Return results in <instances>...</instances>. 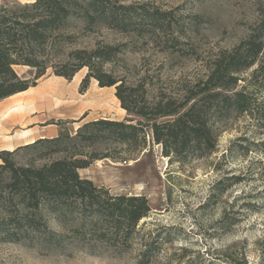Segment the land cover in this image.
<instances>
[{
    "label": "rangeland",
    "instance_id": "obj_1",
    "mask_svg": "<svg viewBox=\"0 0 264 264\" xmlns=\"http://www.w3.org/2000/svg\"><path fill=\"white\" fill-rule=\"evenodd\" d=\"M118 1L171 10L177 44L171 46L170 31L137 34L102 27L80 33L65 49L89 48L96 41L122 44L102 67L136 87L148 102L180 100L187 87L205 77L219 51L247 38L264 19V0ZM257 64L243 70L244 80L238 82L250 93L251 112L211 118L215 148L184 161L164 155L150 127H144L141 141L128 145L107 136L94 142L74 137L86 121L131 117L121 107L114 86L100 87L90 78L82 88L86 67L70 79L48 67L35 79L34 69L14 66L35 85L16 99L11 95L0 100V150L17 148L10 157L20 165L41 166L72 154L85 157L90 162L77 169L80 177L113 195H143L150 211L140 219L128 246L100 243L86 230L75 231L79 216L74 213L46 214L48 228L67 237L58 245H48L37 236L31 241H0V264H139L144 243L156 234L159 245L142 264H264V146L260 144L264 127L257 113L264 102V72L252 75ZM48 86L62 92L58 102L53 93L43 91ZM32 128L36 132L27 137ZM60 128L71 138L63 140L58 150L46 139L18 144L20 137L28 141L37 134L55 137Z\"/></svg>",
    "mask_w": 264,
    "mask_h": 264
},
{
    "label": "trees",
    "instance_id": "obj_2",
    "mask_svg": "<svg viewBox=\"0 0 264 264\" xmlns=\"http://www.w3.org/2000/svg\"><path fill=\"white\" fill-rule=\"evenodd\" d=\"M173 21L171 10H161L148 3L124 4L118 0L0 2V100L35 85L34 80L22 78L14 66L34 69L35 79L48 67L55 75L67 79L86 67L82 88L90 78L100 87L114 86L121 107L131 117L86 121L78 127L74 137L94 142L107 136L128 145L141 141L144 127H150L152 138L162 145L163 154L170 159L184 161L190 155L202 156L213 151L216 134L211 118L214 121L233 112L250 113L252 110L250 93L244 85L239 87L238 82L243 79L240 73L255 63L258 64L252 75L264 72V19L247 38L230 50L219 51L208 65L205 77L187 87L180 100L167 97L148 102L136 92V87L125 85L122 78L104 70L103 63L112 60L122 44L96 41L89 48L65 49L80 33L84 35L102 27L137 34L170 31L169 39L174 46L178 36L172 31ZM257 113L264 127L263 101ZM134 118H137L135 123L131 122ZM70 138L67 130L60 128L55 137L38 138L24 145L46 139L55 143L58 150L59 144ZM260 144L264 146V139ZM16 149L0 150V241H31L37 236L48 245H58L67 236L50 230L45 215L53 213L60 217L74 213L79 216L75 231H87L100 243L128 246L137 233L140 219L150 211L145 196L113 195L107 188L80 177L77 169L90 162L85 157L72 154L41 166L20 165L10 157ZM158 236L144 243L139 264L158 247Z\"/></svg>",
    "mask_w": 264,
    "mask_h": 264
},
{
    "label": "bare ground",
    "instance_id": "obj_3",
    "mask_svg": "<svg viewBox=\"0 0 264 264\" xmlns=\"http://www.w3.org/2000/svg\"><path fill=\"white\" fill-rule=\"evenodd\" d=\"M43 91H46V92H48V93H49V91H50L51 93H53L54 96H55L56 102L59 101V98H58V97H61V96H62V92H61L60 90L56 89V88L53 87V86L45 87V88L43 89ZM21 93H23V92H18V93L13 94V95H12V96H13V99L18 98V95H20ZM46 96H47V95H46Z\"/></svg>",
    "mask_w": 264,
    "mask_h": 264
},
{
    "label": "crops",
    "instance_id": "obj_4",
    "mask_svg": "<svg viewBox=\"0 0 264 264\" xmlns=\"http://www.w3.org/2000/svg\"><path fill=\"white\" fill-rule=\"evenodd\" d=\"M24 92H26V91H24ZM0 125H1V123H0ZM28 129H26V130H23V131H27ZM52 130V129H51ZM34 132H36L35 131V129H31V131H30V133H27L28 135H27V137L28 136H30L31 134H34ZM41 136H44V135H41V134H37L34 138H38V137H41ZM33 137H32V140L34 139ZM32 140H30V141H28V140H23V137H20V141L18 142V144H25V143H28V142H31Z\"/></svg>",
    "mask_w": 264,
    "mask_h": 264
}]
</instances>
